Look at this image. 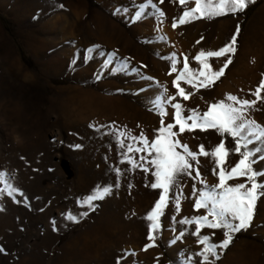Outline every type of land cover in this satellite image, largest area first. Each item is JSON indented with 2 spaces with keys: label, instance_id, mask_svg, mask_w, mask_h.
Listing matches in <instances>:
<instances>
[{
  "label": "rangeland",
  "instance_id": "obj_1",
  "mask_svg": "<svg viewBox=\"0 0 264 264\" xmlns=\"http://www.w3.org/2000/svg\"><path fill=\"white\" fill-rule=\"evenodd\" d=\"M64 2L71 8H66ZM146 2L0 0V170L12 174L13 183L26 193L31 205L29 208L24 204L19 194L17 199L21 203L6 194L0 199L5 207V211L0 212V245L6 250L0 254V264H116L124 250L134 252L135 256L121 259L120 264L125 261L127 264L133 261L185 264L188 258L202 264V258L196 254L203 250V245L199 237L191 234L194 226L174 245L169 243L184 227L170 221L171 205L168 215L162 218L164 227L155 241L156 246L145 250L152 241L147 238L149 228L142 218L154 207L162 190L147 186L152 180L150 173L142 169L127 171L129 166L112 137L97 135L88 127L92 121H116L130 126L137 135L143 131L153 140L162 126V118L147 105V100L154 95V82L138 81L135 75H109L112 66L104 71L105 79L95 81L92 76L100 69L107 53L118 50L120 57L141 66L146 75L166 86L169 95H174L178 91L174 86L177 73L171 72L170 62L162 57L176 52L182 60L187 55L190 66L196 68L198 64L193 58L198 52L222 47L239 23V48L225 76L211 89L196 90L181 82L192 95L188 101L177 96V101L186 108L204 112L227 94L253 98L249 96L250 90H255L264 79V0H256L246 14L237 17L201 19L176 28L172 24L187 6H181L178 0L163 3L154 0L165 15L146 12L141 21H134L140 4ZM60 4L63 8L57 7ZM76 10L86 12L84 20L75 19ZM117 10L121 11L114 15ZM148 11L154 12L150 7ZM97 15L102 20H98ZM100 22L105 33L115 34V46L101 44L94 36L95 31L99 33ZM161 35L166 36V41L158 40ZM93 45H99L105 56H96L85 63L86 50ZM223 62V58L214 60V68H219ZM177 68L181 70L182 64ZM149 84H153V88L139 96L106 95L103 91L137 90ZM250 115L264 127V105ZM173 122L174 112L169 109L163 123ZM180 139L190 150L198 151L201 144L206 149L214 148L222 137L212 129H197L181 134ZM72 144H83L84 148L73 150ZM227 144L233 146L231 138H227ZM239 159L238 154L230 155L225 167L230 169ZM214 166L212 158L201 156L200 177L194 180V172L193 177L183 179L188 199L181 201L177 219L207 214L204 209L195 210V197L190 194L193 183L201 187V179L208 185L219 183V168L213 172ZM116 167L125 169L118 193L98 202L101 206L80 223L67 222L65 213L87 210L82 199L92 194L98 184L116 181V174L110 170ZM257 167L264 168V161ZM126 181H131L133 187L129 188ZM236 183H247V180L240 177L229 181V184ZM3 186L0 184V188ZM109 215L116 216L112 230L116 235L103 240L101 234L106 223H100ZM223 231L202 229L201 234L219 243L224 238ZM246 244H255L258 248L251 251L245 249ZM218 264H264V197L258 202L253 227L237 235Z\"/></svg>",
  "mask_w": 264,
  "mask_h": 264
},
{
  "label": "snow or ice",
  "instance_id": "obj_2",
  "mask_svg": "<svg viewBox=\"0 0 264 264\" xmlns=\"http://www.w3.org/2000/svg\"><path fill=\"white\" fill-rule=\"evenodd\" d=\"M159 2L163 3L164 0H159ZM178 3L181 6H187V8L178 20L173 22V28L201 19L213 20L229 15L237 17L246 14V10L250 5H254L256 0H178ZM192 4L194 6H188ZM57 7L63 8V5L60 4ZM149 7L154 12L148 11ZM120 11L117 10L114 15ZM123 11L126 12L127 9ZM146 12L148 15L158 14L161 17L165 15L154 3V0H147L146 3L140 4L139 11L135 13L133 20L141 21ZM240 36L241 26L237 23L230 40L222 47L216 50L202 49L198 52L193 58L198 64L196 68L190 66L187 55H184L182 60L176 52L162 57L170 62L171 72L177 73L174 86L178 91L174 95H169L166 86L154 81L152 76L146 75L141 66L133 65L127 57H120L118 50L108 52L100 69L92 76L93 80L101 81L105 79L104 71L112 66L109 75H135L138 81L154 82V95L147 100V105L150 111L162 118V126L157 130L158 134L153 140L150 141L143 131L137 135L127 125H120L116 121L110 123L92 121L88 124V127L93 129L97 135L112 137L119 146L121 157L129 166L127 171L142 169L143 172L150 173L152 180L147 186L154 190H162L154 207L142 218L149 228L147 238L152 241L145 246V250L156 246L155 241L161 235V229L164 227L162 218L168 215L167 210L170 205L173 209L169 215L170 221L184 227H182L179 236L173 237L169 243L174 245L191 226H194L191 234L199 237V243L203 245V250L196 254L202 258V264H218L223 254L234 243L237 235L247 232L253 227L258 202L264 197V168L257 167L260 161H264V127L251 118L250 112L259 110L260 106L264 105V95H262L264 79L260 81L255 90H250L249 96L253 98L227 94L224 99L212 103L204 112L186 108L177 101V96L188 101L192 95L191 92L186 91L185 87L181 86V82L199 90L211 89L218 81H221L226 70L233 64L239 48ZM158 40L166 41V36L161 35ZM86 51L85 63L90 62L96 56H105V51L99 45L90 46ZM221 58L224 59L222 66L214 68L213 61ZM252 62L255 63V60L253 59ZM72 63L75 65L76 60L74 59ZM178 64H182V69L179 71ZM151 88H153V84L137 90L104 89L103 91L106 95L139 96ZM169 109L174 112V122L164 125L163 118L169 115ZM176 128L178 131H174ZM197 129L201 131L215 130L222 140L214 148L206 149L205 145L201 144L198 151L190 150L187 143H182L180 135ZM227 138H231L233 146H228ZM55 143L56 138L53 137V144L55 145ZM59 143L63 145L64 141ZM70 147L73 150H82L84 145L72 144ZM140 153L146 155L137 156ZM237 154L240 156L239 161L230 169L226 168L225 164L230 155ZM201 156L213 159L215 166L212 171L216 172V168H219V183L208 185L201 179L200 188H197L193 183L190 195L195 197L194 208L197 211L204 209L207 214L184 216L177 219V214L181 211V201L188 199V195L184 193L183 179L193 177L194 172V180L200 177ZM36 170L38 171V169ZM110 170L116 174V181L111 184H98L92 194L82 199V205L87 206V210L65 213L67 222L80 223L89 216L90 212H95L101 206L98 202H104L107 198L118 193L121 187L120 177L124 174L125 169L116 167ZM240 177H245L247 183L229 184V181ZM13 179L11 173L0 170V184L4 185L0 188V199L6 194L14 202L21 203V200L17 199V194H19L20 197H23V203L31 208L26 193L13 183ZM126 185L129 188L133 187L131 181H126ZM3 211H5V207L0 203V212ZM53 223L55 224V221ZM202 229H223L224 238L219 243L212 242L209 235L201 234ZM53 230L56 228L54 227ZM171 230L175 231V228H171ZM5 251L4 247L0 245V254ZM128 256H135V253L124 250L123 256L117 258L116 264H120V260ZM133 264H138V262L133 261ZM185 264H197V261L188 258L185 260Z\"/></svg>",
  "mask_w": 264,
  "mask_h": 264
},
{
  "label": "bare ground",
  "instance_id": "obj_3",
  "mask_svg": "<svg viewBox=\"0 0 264 264\" xmlns=\"http://www.w3.org/2000/svg\"><path fill=\"white\" fill-rule=\"evenodd\" d=\"M71 1V3H72V0H70ZM114 1V0H113ZM65 3V2H64ZM65 6H66V8L67 7H70V4L69 3H65L64 4ZM71 8V7H70ZM86 12H78V10H76V15H75V19L76 20H84V14H85ZM97 19L98 20H102V18L100 17V16H98L97 15ZM97 28L99 29V33H97L96 31H95V33H94V36L96 37V38H98V39H100L99 41H101L100 43L101 44H104V45H109L110 47H113V46H115V43L113 42V40H115L114 39V37H115V34H107V33H105V27H103V25L101 24V22L99 23V25L97 26ZM102 40H104V41H102ZM112 41V42H111ZM110 43V44H109ZM124 120V119H123ZM122 120V121H123ZM128 127V126H127ZM130 127V126H129ZM128 127V128H129ZM103 221V220H102ZM106 223V224H105ZM115 223H116V216L114 217V215H112L111 217H110V215H109V218H107V219H105V222H101L100 224H105V230H103L102 231V234H101V237L103 238V240L104 239H108V237H111V236H113V234L115 233H113L112 234V230H114L115 229V227H114V225H115ZM118 223V222H117ZM118 225V224H117ZM119 227V226H118ZM122 228V227H121ZM118 230H120V229H118ZM121 234V233H120ZM120 234H119V236H120ZM114 235H116V234H114ZM122 235V234H121ZM118 236V235H117ZM119 238H117V240H118ZM110 240H111V238H110ZM114 240V239H113ZM258 248V246H256L255 244H246V248L245 249H250L251 251H252V249H253V251H254V249H257Z\"/></svg>",
  "mask_w": 264,
  "mask_h": 264
}]
</instances>
